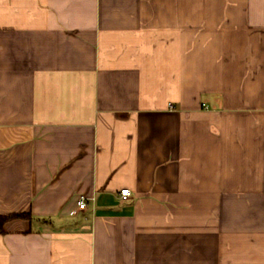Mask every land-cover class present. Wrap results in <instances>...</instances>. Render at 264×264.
<instances>
[{
	"label": "crops",
	"instance_id": "1",
	"mask_svg": "<svg viewBox=\"0 0 264 264\" xmlns=\"http://www.w3.org/2000/svg\"><path fill=\"white\" fill-rule=\"evenodd\" d=\"M11 213L0 264H264V0H0Z\"/></svg>",
	"mask_w": 264,
	"mask_h": 264
},
{
	"label": "trees",
	"instance_id": "2",
	"mask_svg": "<svg viewBox=\"0 0 264 264\" xmlns=\"http://www.w3.org/2000/svg\"><path fill=\"white\" fill-rule=\"evenodd\" d=\"M16 218L31 219V215L30 213H11L7 215H0V232L3 231L2 227L5 222L11 219H16Z\"/></svg>",
	"mask_w": 264,
	"mask_h": 264
},
{
	"label": "built area",
	"instance_id": "3",
	"mask_svg": "<svg viewBox=\"0 0 264 264\" xmlns=\"http://www.w3.org/2000/svg\"><path fill=\"white\" fill-rule=\"evenodd\" d=\"M170 107H173L172 104H170ZM119 196L122 200H127L131 197V190L129 188H122L119 191ZM86 205L85 202V197L81 196L80 199L78 200V208L82 209Z\"/></svg>",
	"mask_w": 264,
	"mask_h": 264
}]
</instances>
